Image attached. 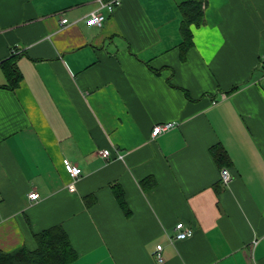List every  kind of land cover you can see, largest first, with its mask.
Segmentation results:
<instances>
[{
	"label": "crops",
	"instance_id": "crops-1",
	"mask_svg": "<svg viewBox=\"0 0 264 264\" xmlns=\"http://www.w3.org/2000/svg\"><path fill=\"white\" fill-rule=\"evenodd\" d=\"M182 1L122 0L97 26V0H0V250L60 224L71 264H264V0H201L184 59ZM180 221L193 235L171 241Z\"/></svg>",
	"mask_w": 264,
	"mask_h": 264
},
{
	"label": "trees",
	"instance_id": "trees-1",
	"mask_svg": "<svg viewBox=\"0 0 264 264\" xmlns=\"http://www.w3.org/2000/svg\"><path fill=\"white\" fill-rule=\"evenodd\" d=\"M179 6L182 14L180 25L182 40L179 46L181 57L184 59L194 45L192 25H201L205 18L203 1L201 0H185ZM2 69L7 78V83L4 86L12 89L18 87L23 75L17 67L14 55L2 63ZM237 87H233L228 92H232ZM212 152L220 167L230 165V155L222 144L214 145ZM153 183L148 178L142 181L144 187H149ZM115 193L120 205L129 214L130 210L127 208L125 193L120 185L115 186ZM35 238L37 245L33 249L22 245L12 251L0 250V264H71L79 257L68 232L60 224L52 225L37 232Z\"/></svg>",
	"mask_w": 264,
	"mask_h": 264
},
{
	"label": "built area",
	"instance_id": "built-area-1",
	"mask_svg": "<svg viewBox=\"0 0 264 264\" xmlns=\"http://www.w3.org/2000/svg\"><path fill=\"white\" fill-rule=\"evenodd\" d=\"M98 1V7L93 9L87 16V22L91 25H97V26H103L107 15L104 13V10H106L109 13H113L115 8L121 4L122 0H97ZM63 25L68 24L70 21L68 18L63 17L62 18ZM175 123L173 122H166L163 124H158L153 129V135L156 136L157 134L170 129L173 127ZM100 153L105 157L106 159L111 158V151L109 149L101 150ZM117 159H124V154L117 152ZM65 168L67 172L69 173L71 177V182L68 185V188L71 192L75 191L77 189L76 183L80 179L82 175V168L70 161L69 159L64 160ZM232 180V175L228 167L223 166L221 167L220 172V181L224 184H228ZM29 197L31 200H38L40 198V194L37 191H31L29 193ZM193 235V228L189 225H187L185 222L180 221L175 225V233L170 237L171 241L174 240H182L186 239ZM258 241L255 240L253 244L255 245ZM163 245L158 244L157 248V259L161 262L163 261V256L160 253V250L162 249Z\"/></svg>",
	"mask_w": 264,
	"mask_h": 264
}]
</instances>
